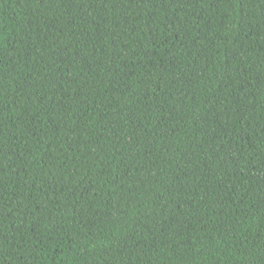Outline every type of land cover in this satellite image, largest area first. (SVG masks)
I'll list each match as a JSON object with an SVG mask.
<instances>
[{
    "label": "trees",
    "instance_id": "obj_1",
    "mask_svg": "<svg viewBox=\"0 0 264 264\" xmlns=\"http://www.w3.org/2000/svg\"><path fill=\"white\" fill-rule=\"evenodd\" d=\"M0 264H264V0H0Z\"/></svg>",
    "mask_w": 264,
    "mask_h": 264
}]
</instances>
